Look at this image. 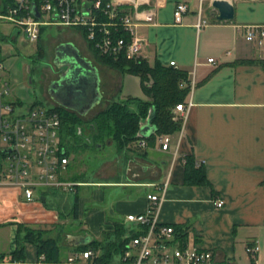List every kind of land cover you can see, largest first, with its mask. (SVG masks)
<instances>
[{
  "label": "crops",
  "instance_id": "crops-1",
  "mask_svg": "<svg viewBox=\"0 0 264 264\" xmlns=\"http://www.w3.org/2000/svg\"><path fill=\"white\" fill-rule=\"evenodd\" d=\"M148 1L158 3L159 7L155 25L138 27V32L148 40L144 49L146 61L150 65L160 62L167 67L175 62L174 68L188 72L191 82L195 83L187 98V104L192 102V106L181 140V132L171 135L170 149L162 150L159 139L144 146L142 142L146 139H141V149H145L146 154H117L111 145V159L106 166H110V169L109 172L106 169V180L82 183L81 186L86 187L82 197L78 195L79 209L75 219L72 215L73 204L70 205L66 199L65 203L53 207L46 204L45 193L42 198L45 197L46 201L43 202L41 198V205L28 204L15 189L0 186V227L6 226L3 224L9 221H22L46 231L50 237L57 236L60 227H64L62 264H72L69 263L71 257L85 252L77 250V247L86 244L76 245V237H88V243L101 241L103 233L113 230L116 222L123 221L129 225L127 216L146 213L151 206L148 194L158 193L159 188L168 183L159 221L161 225L179 230L173 236L176 245L210 250L215 264H264V50L248 42L243 30L247 25H264V0H229L235 7V20L232 22L216 19L217 11L211 6V0ZM180 1L188 3L189 11L181 24H175L174 10ZM200 10L201 23L206 22L201 25ZM1 26L15 29L8 24ZM18 34L13 36L12 30L0 29V40L15 43ZM78 34L76 36L67 31L48 50L39 48L36 56L31 58L34 60L38 57L42 49L47 58H53L55 66L56 51L61 46H69L96 69L97 103L84 114L65 108L50 94L53 79H49L43 93L53 104L50 109L62 107L82 117L96 108L99 112L104 110L117 102L107 98L110 77L116 80L115 90L128 95L118 101L128 98L148 100L138 76L101 63L83 33L79 30ZM13 55L15 53L7 58L11 59ZM7 58L4 59V71ZM212 58L215 62L210 63L208 60ZM30 60L27 61L28 71ZM13 76L4 79L10 83L21 80ZM132 81L138 84L134 94L126 90L127 84ZM15 87H11L12 100L22 104L36 103L29 90L24 94L23 86L16 90ZM67 101L72 106L79 99ZM160 154L167 155V160H157L156 156ZM186 157H193L195 165H203L206 183H185ZM70 163L73 164L72 159ZM88 187L123 190H117L106 207H98L97 203L104 200V195L100 197V190H88ZM217 199L224 201L222 208L214 205ZM8 226L10 249L0 252V255L11 254L16 249L17 225ZM253 242L259 245L255 257L246 251ZM27 251L28 264H44L42 257L38 259L35 246L29 244ZM76 264L91 263L80 256ZM113 264H131V260Z\"/></svg>",
  "mask_w": 264,
  "mask_h": 264
},
{
  "label": "built area",
  "instance_id": "built-area-1",
  "mask_svg": "<svg viewBox=\"0 0 264 264\" xmlns=\"http://www.w3.org/2000/svg\"><path fill=\"white\" fill-rule=\"evenodd\" d=\"M132 10L122 13L123 6ZM159 4L148 0H0V24H8L23 30L32 43L40 40L43 29L60 26L80 30L85 39L100 55L114 61L125 57L139 62L146 60L144 49L148 44L145 36L138 32L140 25H155ZM189 11L185 1L177 3L174 10L175 24H181ZM201 11L199 12L200 24ZM35 13H39L37 18ZM245 38L258 49L264 50V25L243 27ZM210 63L215 60L209 59ZM175 66V62L170 63ZM5 60L0 52V186L11 187L28 204H42L45 193L63 189L75 190L82 183L72 182L65 176L71 158L61 143L62 122L59 113L45 109L37 103L22 104L10 99V82L2 78ZM195 87L191 82V90ZM192 102L177 105L175 120H181L180 140ZM162 150H169L171 135L159 137ZM145 142H142V146ZM177 153H175L176 155ZM198 167L202 164L197 163ZM168 183L158 193L148 194L151 206L146 213L130 214L126 221L144 232L135 237L126 252L124 262L131 264H215L210 250L181 247L174 243L175 228L160 224L159 213L165 198ZM214 205L224 206L217 199ZM136 251V253H135ZM246 251L255 257L259 252L258 242L248 245ZM94 255L87 250L69 259L76 264L82 256ZM42 259L44 257L42 256ZM0 264H19L7 261ZM224 264H235L226 262Z\"/></svg>",
  "mask_w": 264,
  "mask_h": 264
},
{
  "label": "trees",
  "instance_id": "trees-1",
  "mask_svg": "<svg viewBox=\"0 0 264 264\" xmlns=\"http://www.w3.org/2000/svg\"><path fill=\"white\" fill-rule=\"evenodd\" d=\"M109 1L104 0V3ZM131 10L128 5H125L122 8V13L125 14ZM84 36L86 37V33H84ZM90 47L94 50L92 44H90ZM95 53L101 63L112 66L124 73L138 76L141 79L148 100L129 98L125 101L113 102L88 122H85L75 112L62 107L53 108L52 110L60 115L62 122L60 130L61 143L66 148L67 155L70 158L82 148L85 150L90 149V147L102 149L110 145L114 146L117 154L128 155L131 152L146 154L147 151L141 149L143 148L141 146L142 140L138 137V133L141 121L147 119L150 114L156 132L145 140V144L155 143L163 135H175L181 131L182 122L181 120H175V109L177 105H187V98L191 92V80L188 72L176 69L171 65L164 66L160 62L150 65L146 60L135 62L125 57L114 61L110 57L100 55L97 51ZM39 54L38 57L32 60L33 62H38L44 54L42 49H40ZM85 126L89 129L90 135L86 139V144H82V130ZM2 155L3 151L0 146V159ZM71 164L68 165V171L74 166V164ZM184 167L186 184H204L207 182L203 165L196 167L193 157L185 158ZM83 178L84 174L82 173L72 175L68 179L72 182L88 183ZM78 209L79 196H76L72 207L74 219L78 216ZM12 224H16L18 228L16 249L11 254H1L0 262L25 263L27 260V246L30 244L36 247L39 260L42 256L44 257L42 261L44 264L63 263L64 227H60L57 236L50 237L46 231L22 221H9L3 225ZM178 231L175 229V233H178ZM143 232V230L130 223L125 225L123 221H119L114 224L113 230L109 229L103 233V240H94L77 247V250L93 251L94 255L88 259L91 264L123 262L132 240Z\"/></svg>",
  "mask_w": 264,
  "mask_h": 264
},
{
  "label": "rangeland",
  "instance_id": "rangeland-1",
  "mask_svg": "<svg viewBox=\"0 0 264 264\" xmlns=\"http://www.w3.org/2000/svg\"><path fill=\"white\" fill-rule=\"evenodd\" d=\"M1 30H12L13 36H17L18 32V39L17 42L13 43V41H4L0 40V46L2 47V50H0L3 58H7L8 55L15 53L13 57L7 58L6 63V71H4L1 76L2 78L11 79L13 75L20 77V81L17 83H14L13 81L10 83V86H17L16 89L21 88V86L24 87L23 92L24 94H27V91L29 90L31 92V96L34 97L33 101L36 102L39 106L50 109L53 107V104L49 102V100L45 97V94L43 93L46 83L49 79H57L58 78V70L53 65V58H47L45 51H43V58L38 62H33L31 57L36 56L39 48H43L45 50H48L51 45H54L56 42L59 41L60 37L65 35L67 31H71L74 35L78 36L79 30L75 28H58V27H47L42 35L41 40L39 43H32L27 38L26 34L23 32V30H19V28L11 29L6 26H1ZM8 45V48L7 46ZM7 50V52H6ZM31 59L30 61V71L27 69V61ZM52 59V60H51ZM6 60V59H5ZM14 77V76H13ZM31 82V84H30ZM116 80L113 78L109 79L108 82V88H109V97H107L110 100H123L125 97H128V95L123 92L121 93L115 90ZM138 87V84L135 81L129 82L126 86V90H131L133 94L136 92V88ZM112 94V95H111ZM133 96V95H132ZM14 96L11 93L10 99H13ZM129 99V98H128ZM28 104V103H27ZM99 112V109L96 108L92 112L89 113L87 116H81L82 119L85 122L90 121L97 113ZM82 144H86L87 137L89 138L90 131L85 126V128L82 130ZM85 139V140H84ZM88 143V142H87ZM111 146V145H110ZM110 146H106L102 149L93 148L90 147V149L85 150L82 148L78 153L73 155L71 159L73 160L74 166L73 168L66 173L67 178H69L72 175H78V174H84L83 180H86L88 182H102L105 181V172L106 169L109 172V167L107 168V164L110 161L111 156V148ZM152 152V151H150ZM167 155L160 154L157 155V160H167ZM170 162V160L168 161ZM107 172V173H108ZM69 180V179H68ZM86 186H81L78 189L72 191H64L63 189H56L51 190L48 193H46L47 203L51 204L53 207H57L59 204L65 203L66 200L70 202V205H72L76 199V196L82 197V193L84 192ZM90 189L88 190H100V197L104 195V200L98 201L97 203L98 207H106L109 203V199L111 200V196H114V193L117 190H123V188H106V187H88ZM87 190V189H86ZM103 194V195H102ZM66 199V200H65ZM10 249V227L8 225L1 226L0 227V252H8ZM27 258H28V251H27ZM24 264H28L27 262Z\"/></svg>",
  "mask_w": 264,
  "mask_h": 264
},
{
  "label": "water",
  "instance_id": "water-1",
  "mask_svg": "<svg viewBox=\"0 0 264 264\" xmlns=\"http://www.w3.org/2000/svg\"><path fill=\"white\" fill-rule=\"evenodd\" d=\"M211 6L217 11L216 19L218 21L232 22L235 20V7L229 0H211ZM40 18L39 13H35ZM56 51L55 65L60 73L58 78L50 84V94L53 99L61 103L65 108L78 111L80 114L86 113L97 103L99 96L98 91V75L96 69L81 59L77 53L70 49L69 46H61ZM79 90L75 97L62 95L63 92L69 90ZM60 93V94H59ZM62 95V96H61ZM81 99L75 105H69V99ZM152 112V111H151ZM154 113V112H153ZM156 132L155 126L152 124V115L141 121L138 137L147 139ZM45 202V197L42 198ZM90 238L76 237V245L87 244Z\"/></svg>",
  "mask_w": 264,
  "mask_h": 264
},
{
  "label": "flooded vegetation",
  "instance_id": "flooded-vegetation-1",
  "mask_svg": "<svg viewBox=\"0 0 264 264\" xmlns=\"http://www.w3.org/2000/svg\"><path fill=\"white\" fill-rule=\"evenodd\" d=\"M56 59V58H55ZM55 62V61H54ZM55 67H56V65H55ZM57 68V67H56ZM57 70H58V75H59V73H60V71H59V69L57 68ZM55 80V79H54ZM79 93V90H69V91H67L66 92V94H65V92H63L62 93V95H66V96H71V97H75L76 96V94H78ZM60 94V93H59ZM61 95V96H62ZM79 101H82L81 99H79Z\"/></svg>",
  "mask_w": 264,
  "mask_h": 264
}]
</instances>
